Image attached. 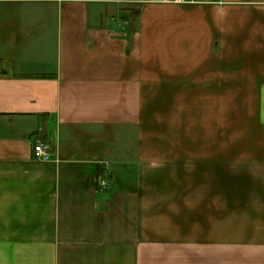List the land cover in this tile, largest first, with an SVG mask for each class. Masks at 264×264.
<instances>
[{
    "label": "crops",
    "instance_id": "obj_1",
    "mask_svg": "<svg viewBox=\"0 0 264 264\" xmlns=\"http://www.w3.org/2000/svg\"><path fill=\"white\" fill-rule=\"evenodd\" d=\"M250 252L264 0H0V264H264Z\"/></svg>",
    "mask_w": 264,
    "mask_h": 264
},
{
    "label": "built area",
    "instance_id": "obj_2",
    "mask_svg": "<svg viewBox=\"0 0 264 264\" xmlns=\"http://www.w3.org/2000/svg\"><path fill=\"white\" fill-rule=\"evenodd\" d=\"M165 2L174 4L194 3L197 0H163ZM33 155L36 159L47 161L49 159V145L47 143L38 141L33 146Z\"/></svg>",
    "mask_w": 264,
    "mask_h": 264
},
{
    "label": "rangeland",
    "instance_id": "obj_3",
    "mask_svg": "<svg viewBox=\"0 0 264 264\" xmlns=\"http://www.w3.org/2000/svg\"><path fill=\"white\" fill-rule=\"evenodd\" d=\"M250 254H252V255H258V256H256V258H258V259H264V252H262V253H246L245 254V258H247V257H249L248 255H250ZM232 256H236V253H234V254H232ZM241 258H242V256H240Z\"/></svg>",
    "mask_w": 264,
    "mask_h": 264
}]
</instances>
